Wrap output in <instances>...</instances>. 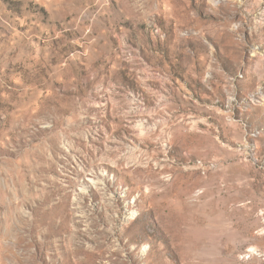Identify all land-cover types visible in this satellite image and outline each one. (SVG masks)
Wrapping results in <instances>:
<instances>
[{
  "label": "rangeland",
  "instance_id": "374dc122",
  "mask_svg": "<svg viewBox=\"0 0 264 264\" xmlns=\"http://www.w3.org/2000/svg\"><path fill=\"white\" fill-rule=\"evenodd\" d=\"M0 264H264V0H0Z\"/></svg>",
  "mask_w": 264,
  "mask_h": 264
}]
</instances>
